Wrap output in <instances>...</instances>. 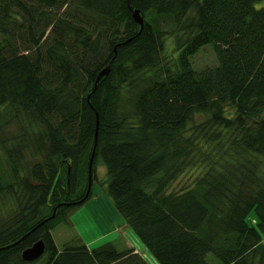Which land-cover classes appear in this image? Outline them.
Wrapping results in <instances>:
<instances>
[{
	"label": "trees",
	"instance_id": "16d2710c",
	"mask_svg": "<svg viewBox=\"0 0 264 264\" xmlns=\"http://www.w3.org/2000/svg\"><path fill=\"white\" fill-rule=\"evenodd\" d=\"M95 179L159 264H264V0H0V264H151L56 243Z\"/></svg>",
	"mask_w": 264,
	"mask_h": 264
},
{
	"label": "rangeland",
	"instance_id": "374dc122",
	"mask_svg": "<svg viewBox=\"0 0 264 264\" xmlns=\"http://www.w3.org/2000/svg\"><path fill=\"white\" fill-rule=\"evenodd\" d=\"M256 5H260V1L257 2ZM172 42H174V39ZM193 62L197 67H201L206 64H214L216 62V57L211 46L206 45L199 49L193 55ZM96 174L102 180L106 179L105 165L101 160L96 163ZM191 176H193V171L187 170L185 174L181 175V179L187 180L188 177L190 178ZM92 191L94 195L83 204L77 206L71 215H69V218H71V223H67L66 225L59 224L52 230L57 244H60L68 236L76 233L77 231L82 235V237L86 238V240H89L93 235H99L100 230H104L106 228V221L103 222L100 217L105 219L110 214L109 212L112 209L110 205L111 200L102 191V186L96 179L93 180ZM105 204L107 205V208ZM104 238L99 236L97 239L102 240Z\"/></svg>",
	"mask_w": 264,
	"mask_h": 264
},
{
	"label": "crops",
	"instance_id": "0c3cea01",
	"mask_svg": "<svg viewBox=\"0 0 264 264\" xmlns=\"http://www.w3.org/2000/svg\"><path fill=\"white\" fill-rule=\"evenodd\" d=\"M105 206L107 208L106 204ZM109 213L110 214L109 215L107 214L108 217H106L105 219H102L100 217V219L103 222L106 221L105 222L107 224L106 228L104 230H100L99 235L97 236L93 235L90 241L92 240L95 241V239L97 240L99 236H103L105 234L111 233L112 240L114 241L117 247L121 248L125 246H133L136 248V250L140 251L149 260L151 264H159L146 250V248L143 246L140 240L135 236V234L125 225V223L121 219V216H119V214H116L112 209Z\"/></svg>",
	"mask_w": 264,
	"mask_h": 264
},
{
	"label": "water",
	"instance_id": "95a60500",
	"mask_svg": "<svg viewBox=\"0 0 264 264\" xmlns=\"http://www.w3.org/2000/svg\"><path fill=\"white\" fill-rule=\"evenodd\" d=\"M132 15H133L134 19L136 20V22H138V24L140 25V28H141L143 25V16H142L140 10L137 8H135V9L133 8L132 9ZM109 67H110V62L107 63V65L103 69L100 70L96 79L98 80L102 75L106 74L109 71ZM97 121H98V118L96 119V123H97ZM96 128H97V126H96ZM94 146H95V143L93 145V150H92V154H91V157L89 160V165H88V185H87V190H86L85 195L88 193V191L90 189V185H91V167H92V155H93V151H94ZM25 235H23V237ZM44 248H45L44 242L42 241V239H38L35 242H33L30 246L24 248L21 252V256L24 260L36 259L37 257H39L43 253Z\"/></svg>",
	"mask_w": 264,
	"mask_h": 264
}]
</instances>
